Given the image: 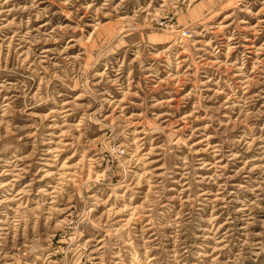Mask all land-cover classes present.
I'll return each mask as SVG.
<instances>
[{
    "label": "rangeland",
    "instance_id": "374dc122",
    "mask_svg": "<svg viewBox=\"0 0 264 264\" xmlns=\"http://www.w3.org/2000/svg\"><path fill=\"white\" fill-rule=\"evenodd\" d=\"M0 264H264V0H0Z\"/></svg>",
    "mask_w": 264,
    "mask_h": 264
}]
</instances>
